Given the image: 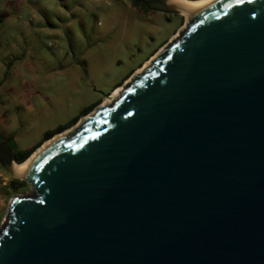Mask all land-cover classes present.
I'll return each instance as SVG.
<instances>
[{
	"label": "water",
	"instance_id": "obj_1",
	"mask_svg": "<svg viewBox=\"0 0 264 264\" xmlns=\"http://www.w3.org/2000/svg\"><path fill=\"white\" fill-rule=\"evenodd\" d=\"M134 1L184 23L36 149L0 264H264V0Z\"/></svg>",
	"mask_w": 264,
	"mask_h": 264
},
{
	"label": "rangeland",
	"instance_id": "obj_2",
	"mask_svg": "<svg viewBox=\"0 0 264 264\" xmlns=\"http://www.w3.org/2000/svg\"><path fill=\"white\" fill-rule=\"evenodd\" d=\"M183 23L131 0H0V132L27 149L79 121ZM30 191L0 165V228L11 197Z\"/></svg>",
	"mask_w": 264,
	"mask_h": 264
},
{
	"label": "trees",
	"instance_id": "obj_3",
	"mask_svg": "<svg viewBox=\"0 0 264 264\" xmlns=\"http://www.w3.org/2000/svg\"><path fill=\"white\" fill-rule=\"evenodd\" d=\"M131 2L136 5V6H141L143 8H145L143 5H141L140 3L135 2L134 0H131ZM146 9V8H145ZM120 85H117L113 88V90L115 88H117ZM93 109V107L91 108H87L84 110V112L80 115V116H85L87 115L89 112H91ZM78 121V118L74 119L72 121L71 124H69L68 126L65 127H60L59 129H57L56 131H46L43 134V138L35 145H33L30 148L27 149H18L17 145L13 142V139L11 137L7 138L6 136H4L1 132H0V141L7 139V146L9 147V149L13 152L14 154V160L18 163L23 162L36 148H38L44 141L52 138L55 134H58L60 132H62L63 130L67 129L68 127H70L71 125H75Z\"/></svg>",
	"mask_w": 264,
	"mask_h": 264
},
{
	"label": "bare ground",
	"instance_id": "obj_4",
	"mask_svg": "<svg viewBox=\"0 0 264 264\" xmlns=\"http://www.w3.org/2000/svg\"><path fill=\"white\" fill-rule=\"evenodd\" d=\"M175 1H177V0H167L166 1V6L167 7H170V8H173V4L175 3ZM189 1H197V0H189ZM180 15H182V14H180ZM147 62V61H146ZM139 69H141V68H139ZM116 89V88H115ZM113 92V91H112ZM111 92V93H112ZM54 137V136H53ZM50 139H52V138H50ZM50 139H48V140H50ZM47 141V140H46ZM43 144V143H42ZM41 144V145H42ZM40 145V146H41ZM39 146V147H40ZM38 147V148H39ZM37 149V148H36ZM36 149L23 161V162H20V163H18V162H16V161H12L11 163H10V165H9V171L11 172V174L13 175V176H15V177H20L21 178V176L23 175V172L28 168V166H29V164H30V162H31V160L33 159V157L36 155Z\"/></svg>",
	"mask_w": 264,
	"mask_h": 264
},
{
	"label": "flooded vegetation",
	"instance_id": "obj_5",
	"mask_svg": "<svg viewBox=\"0 0 264 264\" xmlns=\"http://www.w3.org/2000/svg\"><path fill=\"white\" fill-rule=\"evenodd\" d=\"M141 4V3H140ZM142 5V4H141ZM144 6V5H143ZM145 7V6H144ZM146 8V7H145ZM147 9V8H146ZM167 15H171V14H167Z\"/></svg>",
	"mask_w": 264,
	"mask_h": 264
},
{
	"label": "crops",
	"instance_id": "obj_6",
	"mask_svg": "<svg viewBox=\"0 0 264 264\" xmlns=\"http://www.w3.org/2000/svg\"><path fill=\"white\" fill-rule=\"evenodd\" d=\"M112 91H113V89H112ZM112 91H111V92H112Z\"/></svg>",
	"mask_w": 264,
	"mask_h": 264
}]
</instances>
